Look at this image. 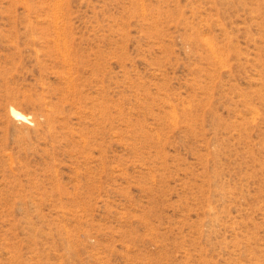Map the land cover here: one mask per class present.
<instances>
[{
  "label": "rangeland",
  "instance_id": "obj_1",
  "mask_svg": "<svg viewBox=\"0 0 264 264\" xmlns=\"http://www.w3.org/2000/svg\"><path fill=\"white\" fill-rule=\"evenodd\" d=\"M0 264H264V0H0Z\"/></svg>",
  "mask_w": 264,
  "mask_h": 264
},
{
  "label": "bare ground",
  "instance_id": "obj_2",
  "mask_svg": "<svg viewBox=\"0 0 264 264\" xmlns=\"http://www.w3.org/2000/svg\"><path fill=\"white\" fill-rule=\"evenodd\" d=\"M12 114L16 117V118H19V119H22L24 121H27L29 120V117L28 115H26L25 113L19 111L18 109L16 108H12Z\"/></svg>",
  "mask_w": 264,
  "mask_h": 264
}]
</instances>
